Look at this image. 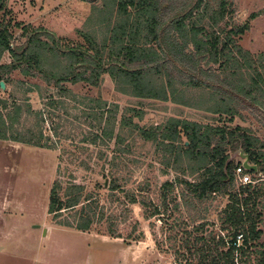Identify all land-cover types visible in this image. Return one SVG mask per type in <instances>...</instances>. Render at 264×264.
Segmentation results:
<instances>
[{
    "label": "trees",
    "instance_id": "16d2710c",
    "mask_svg": "<svg viewBox=\"0 0 264 264\" xmlns=\"http://www.w3.org/2000/svg\"><path fill=\"white\" fill-rule=\"evenodd\" d=\"M79 1L90 4L84 27L77 32L81 44L63 43L43 28H23L22 41L15 42L0 21V57L6 53L10 58L9 64L0 65V84L6 87L11 83L8 76L18 72L29 82L16 84L25 94L37 93L42 106L34 111L26 95L20 102L13 94H8L10 103L0 99V140L54 150L55 143L44 136L43 128L48 125L58 138L61 123L72 110L80 113L73 120L87 124L83 143L114 142L119 151L125 146L120 152L127 154L139 142L151 144L155 159L177 176L162 185L160 204L152 205L149 215V203L130 197L132 204L145 209L147 220L159 218L160 209L166 212L169 204L178 209L176 198H169L175 186L182 188V199L188 196L200 203L214 197L227 199L218 215L220 233L200 223L185 235L188 264H249L254 255V264H264L258 229L264 215V144L241 127L224 125L250 108L264 117V57L260 55L256 63L237 44L249 24L236 22L230 0ZM4 9L5 1L0 0V13ZM257 16L251 14L249 21ZM105 75L119 95L173 104V116L146 127L139 124L143 111L126 107L118 120L117 105L68 87L98 89ZM36 79L45 89L30 82ZM179 108L214 116L212 121L218 125L182 118ZM28 117L32 124L17 129L22 118ZM239 149L257 167L256 172H245L262 176L258 184L236 183L235 171L242 165L230 160V154ZM118 188L117 180H112L108 190ZM83 191L71 182L63 189L60 179L55 180L47 213L57 225L87 232L95 220L102 222L103 215H96L92 198L82 200ZM67 212L71 221L61 220ZM225 231L230 232L229 239L221 235ZM237 237H241L239 243Z\"/></svg>",
    "mask_w": 264,
    "mask_h": 264
},
{
    "label": "rangeland",
    "instance_id": "374dc122",
    "mask_svg": "<svg viewBox=\"0 0 264 264\" xmlns=\"http://www.w3.org/2000/svg\"><path fill=\"white\" fill-rule=\"evenodd\" d=\"M4 1L5 9L0 13V21L8 26L15 42L22 41L23 28H43L54 33L63 43H83L77 32L83 29L89 16V3L79 0ZM230 1L236 22L249 24V30L237 40V44L257 63L260 55L264 57V0ZM251 14L258 16L249 21ZM9 63L6 53L0 57V65ZM261 64L264 66L263 59ZM212 69L216 71L217 67ZM8 77L11 83L3 89L0 86V99L10 103L8 94H13L14 99L20 102L26 95L34 111L42 108L37 93L25 94L23 88L16 84L29 80H24L18 72ZM30 82L38 84L41 90L45 89L44 83L37 79ZM68 87L74 93L100 97L110 105H117L118 120L126 107L141 109L144 114L139 124L146 127L173 116L172 109L176 108L170 103L140 102L119 95L107 75L103 76L98 89L84 85ZM179 109L182 118L218 125L212 121L214 116L207 113ZM68 113L65 122L61 123L58 138L51 134L48 125L43 128L44 136L55 143L54 150L0 140V264H188L183 240L192 227L203 223L208 225L209 231L220 233L218 215L227 199L214 197L204 203L188 196L182 199L183 191L179 186L169 192V198H176L178 209L169 204L166 212L160 209L159 218L147 220L145 209L132 204L130 197L142 198L149 203V215L151 206L160 204L162 185L172 182L177 174L155 159L151 144L139 142L127 154L120 152L125 151V146L119 151L114 148V142L99 146L83 143V136L88 132L87 124L81 119L73 120V115H80L78 111L69 110ZM32 120L22 118L17 129L30 126ZM224 125L230 129L241 127L264 144V117L256 110H243L232 123ZM233 160L235 163L241 161L239 157ZM250 176L255 184L261 181L260 175ZM57 178L63 189L70 182L81 185L84 189L82 200L86 196L92 198L96 215H103L102 222L95 220L82 234L57 225L47 213L50 191ZM112 180H117L119 185L115 192L108 190ZM62 217L61 220L67 218L71 221L68 212ZM258 229L262 233L259 242L264 246V215ZM221 235L230 238V232L225 231ZM251 258L249 264H254L255 255Z\"/></svg>",
    "mask_w": 264,
    "mask_h": 264
},
{
    "label": "built area",
    "instance_id": "2783aa9c",
    "mask_svg": "<svg viewBox=\"0 0 264 264\" xmlns=\"http://www.w3.org/2000/svg\"><path fill=\"white\" fill-rule=\"evenodd\" d=\"M0 88V92H1ZM236 181H239L240 185H254V181L251 179V176L245 172L243 167H238L235 171ZM241 237H237V242L239 243ZM171 264H181L180 262H173Z\"/></svg>",
    "mask_w": 264,
    "mask_h": 264
},
{
    "label": "water",
    "instance_id": "95a60500",
    "mask_svg": "<svg viewBox=\"0 0 264 264\" xmlns=\"http://www.w3.org/2000/svg\"><path fill=\"white\" fill-rule=\"evenodd\" d=\"M1 88H4L3 83L0 84ZM239 157L241 159V165L246 171L250 172H256L257 167L255 165L249 164V157L248 155L244 154L241 149H239L237 152L234 153L232 157H230V160H233V158Z\"/></svg>",
    "mask_w": 264,
    "mask_h": 264
},
{
    "label": "crops",
    "instance_id": "0c3cea01",
    "mask_svg": "<svg viewBox=\"0 0 264 264\" xmlns=\"http://www.w3.org/2000/svg\"><path fill=\"white\" fill-rule=\"evenodd\" d=\"M45 233H47L48 231H44ZM77 232V231H76ZM78 233H81V232H78ZM82 234V233H81Z\"/></svg>",
    "mask_w": 264,
    "mask_h": 264
}]
</instances>
